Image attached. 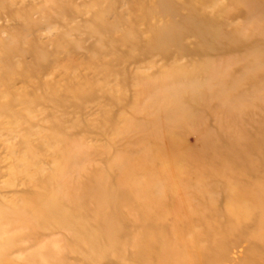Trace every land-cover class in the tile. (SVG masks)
I'll return each instance as SVG.
<instances>
[{
	"label": "rangeland",
	"instance_id": "rangeland-1",
	"mask_svg": "<svg viewBox=\"0 0 264 264\" xmlns=\"http://www.w3.org/2000/svg\"><path fill=\"white\" fill-rule=\"evenodd\" d=\"M263 77L264 0H0V264H264V177L210 151L262 132ZM153 174L159 201L130 193Z\"/></svg>",
	"mask_w": 264,
	"mask_h": 264
},
{
	"label": "bare ground",
	"instance_id": "bare-ground-1",
	"mask_svg": "<svg viewBox=\"0 0 264 264\" xmlns=\"http://www.w3.org/2000/svg\"><path fill=\"white\" fill-rule=\"evenodd\" d=\"M253 4H256V3H253ZM187 28L188 29H192L194 31H197L198 26L196 25V19L194 17H190L188 19V23L184 27L178 25V26L173 27L170 31L162 34V38L166 39L168 41V43L178 44L181 41L183 32ZM205 44H206V46L212 47V48H214L216 46L215 43L213 42V40H210V39H207V38H206V43ZM259 51L261 52V50H259ZM255 58L257 60V57H255ZM239 59L246 62V65L244 66L243 69H244V71H246L247 73H249L251 75L257 74L258 70L263 65V63L256 62V61H254L253 58H251V57H249L247 55L239 57ZM217 68H218V71L219 70L220 71L221 70H223V71L226 70V72H225L226 75L229 76V77H233L232 75H228L229 72H230L229 71L230 70L229 66L225 67L224 65H218ZM225 79H226L227 82L223 81L222 84L220 85V87L215 88V89H213V88L210 89V95L211 96L215 97V96L220 95L224 90L227 89V87L230 86V84H228L227 78H225ZM236 79H238V77L234 76L233 78H231L229 80L235 81ZM259 80H264V77L262 79H259ZM188 87H193V86H188ZM226 92L227 91H225V93ZM233 98H234V101H233L232 105H236L240 101L242 102L244 100L243 92H236L234 94ZM228 108H230V107H228ZM179 111L181 113H188L186 108H185V110L180 109ZM263 122H264L263 119H258L257 120L256 118H254V121H253L254 126L256 128H260V131H262L259 134L256 132V136H254V137H252V134H253L252 132H240V133L236 134L233 137H229L228 140H229L230 144L226 147L225 154H221V155L217 154L216 152L219 150L220 145L211 144L210 145V151L215 155V159H217L219 161H222L223 157L227 156V157L230 158V164H229V169L230 170H232L234 168H236V169L237 168H242V169L251 168V170H253L256 173H261V175H263V177H264V170H262V169L260 170L261 165L264 166V159L255 158V154L259 150H262L264 148V125H263ZM243 145H247V147L245 148L244 152H243V148H242ZM238 150H240L239 156H235L234 152L238 151ZM171 176L173 177V180L176 183V180H178V179L175 176V174L173 173ZM150 180H152L151 183H150L151 186H147L146 182H145L146 181V177L138 179L137 180L138 181L137 189H134L130 193L136 194L138 196L140 195V197H142V198H144L146 200L156 199V200L159 201L161 199V197L163 196V193L160 192L161 188L163 187V181H164L163 177L161 175L153 174L152 176H150ZM228 184L230 186H228ZM244 184H246V183H244ZM246 185L249 186L250 188H253L252 187L253 185H250V184H246ZM227 186H228V188H232L234 185L233 184L231 185L230 182H228ZM252 190L254 192V194H253L254 198L252 199V201H250L249 205L256 206V204H258V202H257L258 200H264V189L260 188V189H257V191H256L253 188ZM118 194L119 193L117 191H115V192H112L110 195L114 196V197L116 196L117 199H118ZM126 194H128V192ZM179 194H181V191H179ZM103 204H104L103 202L99 204L100 209L103 208ZM37 206L38 207L35 208L37 211L36 210L35 211L38 214L40 212V209H37V208H41L42 211H44V213L42 215H40L42 221L47 220L52 214L56 213V211H58V209L60 207L59 203L57 201H55V200H50V201H47V202H43L41 200V202H39L37 204ZM3 214H5V213L3 212ZM146 214L148 216H151V213L146 212ZM67 217H66V219H62V220H60L58 222H60V223L64 222L65 223L67 221ZM126 219H127L126 216L119 217L118 214H117V210L114 209V213L110 214V215H107L102 221L103 231H104L105 237L108 240L109 239L113 240V238L116 237L117 233L122 229V227H123L122 225L124 224ZM237 222L238 221L233 222V224L234 225L235 224H239ZM263 222H264V218H263ZM71 231L73 233V236L77 237V235L85 233L87 231V229H86V227H82V225L78 224V226L74 227V229H72ZM94 240H96V239L94 238L91 241L92 244H94V242H93Z\"/></svg>",
	"mask_w": 264,
	"mask_h": 264
}]
</instances>
